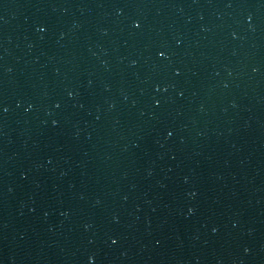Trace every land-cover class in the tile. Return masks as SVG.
<instances>
[{
	"label": "water",
	"instance_id": "1",
	"mask_svg": "<svg viewBox=\"0 0 264 264\" xmlns=\"http://www.w3.org/2000/svg\"><path fill=\"white\" fill-rule=\"evenodd\" d=\"M0 264H264V0H0Z\"/></svg>",
	"mask_w": 264,
	"mask_h": 264
},
{
	"label": "snow or ice",
	"instance_id": "2",
	"mask_svg": "<svg viewBox=\"0 0 264 264\" xmlns=\"http://www.w3.org/2000/svg\"><path fill=\"white\" fill-rule=\"evenodd\" d=\"M138 26V25H137ZM164 55V53L163 52H161V56H163ZM69 95H71V93H69ZM113 243H115V241H113Z\"/></svg>",
	"mask_w": 264,
	"mask_h": 264
}]
</instances>
